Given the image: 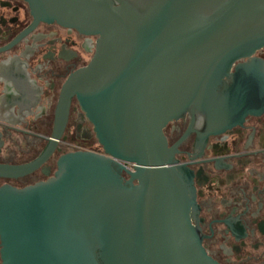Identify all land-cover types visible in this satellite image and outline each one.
Instances as JSON below:
<instances>
[{
  "label": "water",
  "instance_id": "obj_1",
  "mask_svg": "<svg viewBox=\"0 0 264 264\" xmlns=\"http://www.w3.org/2000/svg\"><path fill=\"white\" fill-rule=\"evenodd\" d=\"M26 1L32 26L74 29L95 48L63 85L42 156L0 174L49 157L73 97L102 153H68L48 180L0 187L1 264H218L192 224L191 175L163 129L202 111L223 131L242 120L238 110L264 107L253 57L264 47V0Z\"/></svg>",
  "mask_w": 264,
  "mask_h": 264
},
{
  "label": "flooded vegetation",
  "instance_id": "obj_2",
  "mask_svg": "<svg viewBox=\"0 0 264 264\" xmlns=\"http://www.w3.org/2000/svg\"><path fill=\"white\" fill-rule=\"evenodd\" d=\"M32 24L26 0H0V166H25L42 156L63 85L87 65L95 48V37L57 24ZM253 57L264 68V47ZM246 110H238L246 112L242 120L223 131L202 111L193 123L187 112L163 129L168 146L177 144L175 165L191 175L197 206L192 224L218 264H264V107ZM77 151L102 153L73 97L49 157L26 173L0 174V187L44 182L54 176L62 155Z\"/></svg>",
  "mask_w": 264,
  "mask_h": 264
}]
</instances>
